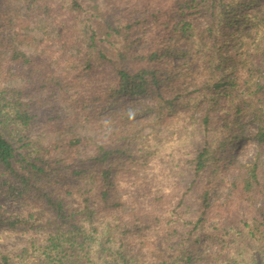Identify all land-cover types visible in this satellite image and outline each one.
Instances as JSON below:
<instances>
[{
  "label": "trees",
  "instance_id": "trees-1",
  "mask_svg": "<svg viewBox=\"0 0 264 264\" xmlns=\"http://www.w3.org/2000/svg\"><path fill=\"white\" fill-rule=\"evenodd\" d=\"M15 2L53 18L58 49L0 60V264H264V0H0V32L21 36ZM58 96L59 136L29 141Z\"/></svg>",
  "mask_w": 264,
  "mask_h": 264
},
{
  "label": "rangeland",
  "instance_id": "rangeland-1",
  "mask_svg": "<svg viewBox=\"0 0 264 264\" xmlns=\"http://www.w3.org/2000/svg\"><path fill=\"white\" fill-rule=\"evenodd\" d=\"M16 6L19 11L20 15L29 20V24L27 27L21 28V36H18L17 27L11 26L8 27L0 32V60L6 62L7 59L10 57L13 49H18L24 51L28 55H32L36 52V49L39 45L42 44L46 35H49L50 38L54 39V47L58 49V45L55 41L57 38L56 29H53L49 26L48 22H52V17H47L44 14H38L34 16H29L27 14L26 5L15 2L12 3ZM11 4V5H12ZM248 28V27H246ZM188 48H184L186 52L184 55H178L174 57H170L172 62L177 65L181 66L186 62H190L193 59V55L189 53ZM188 52V53H187ZM264 60V57H263ZM20 79H10L5 81L7 85H15ZM42 95L37 96L36 98H41ZM137 100H141L146 105L150 104V99L144 96H137ZM33 114H35L34 119L31 122V128L29 131L28 139L29 141L35 144H49L51 141L56 139L59 135L57 132H52L49 130L48 124L50 119L53 118V122H57L60 119L56 116L59 115L62 119H68L72 113L69 106L64 103L60 96H58L54 101H46V102H38L34 109L31 110ZM153 112H148L145 117H150L152 119ZM140 122V121H139ZM69 123V120H67ZM257 129V125L254 122L248 124L245 134L247 138L241 142H239L238 146L235 147V154L242 162H252L257 159L258 155L260 154V147L257 139L253 136ZM152 130V126L146 124L144 126V132L149 133ZM69 132H74L81 136H91L93 135L94 129L90 126V124H74L71 128H66L64 134H68ZM167 137L169 139L173 138V131H168ZM260 162L264 169V151L261 153ZM117 178V175L115 174ZM229 191L225 188H218L213 192V199H222L223 197L227 196ZM6 200V199H5ZM7 204L9 205L10 209H19L18 203L12 201V199H7ZM3 227L0 226V229ZM12 240L7 235L3 234V239L0 240V247L5 249H10L12 247ZM200 250L206 249V243L202 245Z\"/></svg>",
  "mask_w": 264,
  "mask_h": 264
}]
</instances>
